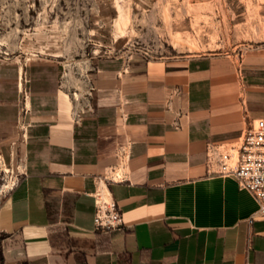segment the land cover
Returning a JSON list of instances; mask_svg holds the SVG:
<instances>
[{
    "label": "crops",
    "instance_id": "crops-1",
    "mask_svg": "<svg viewBox=\"0 0 264 264\" xmlns=\"http://www.w3.org/2000/svg\"><path fill=\"white\" fill-rule=\"evenodd\" d=\"M75 122L55 63H0V264H264V214L235 178L210 176L208 143L264 118V57L105 60ZM125 220L95 229L99 177ZM18 169L22 174L18 173Z\"/></svg>",
    "mask_w": 264,
    "mask_h": 264
},
{
    "label": "rangeland",
    "instance_id": "rangeland-1",
    "mask_svg": "<svg viewBox=\"0 0 264 264\" xmlns=\"http://www.w3.org/2000/svg\"><path fill=\"white\" fill-rule=\"evenodd\" d=\"M211 53L264 57V0H0V63H55L71 97L105 60Z\"/></svg>",
    "mask_w": 264,
    "mask_h": 264
},
{
    "label": "built area",
    "instance_id": "built-area-1",
    "mask_svg": "<svg viewBox=\"0 0 264 264\" xmlns=\"http://www.w3.org/2000/svg\"><path fill=\"white\" fill-rule=\"evenodd\" d=\"M94 86L91 83L87 92L79 95L75 91L72 95V114L75 122L82 120V114L92 109L90 97ZM127 152H120V164L112 168L103 177L97 180L94 192L96 201L95 229L100 232L110 233L122 230L125 226L123 213L113 197L108 183L124 181L126 178L122 167ZM1 162V160H0ZM2 190L11 189L20 179L2 167ZM206 169L210 176H225L235 178L241 188L250 191L259 204L258 212L264 214V118L254 119L242 134L240 140L233 144L208 143L206 150ZM10 173V174H9ZM18 173L22 171L18 169ZM104 185L110 191L107 197Z\"/></svg>",
    "mask_w": 264,
    "mask_h": 264
},
{
    "label": "bare ground",
    "instance_id": "bare-ground-1",
    "mask_svg": "<svg viewBox=\"0 0 264 264\" xmlns=\"http://www.w3.org/2000/svg\"><path fill=\"white\" fill-rule=\"evenodd\" d=\"M104 191H105L107 197H109L110 196V191L107 189V187H105V185H104Z\"/></svg>",
    "mask_w": 264,
    "mask_h": 264
}]
</instances>
